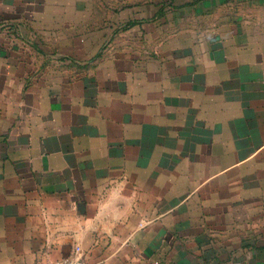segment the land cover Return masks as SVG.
Returning <instances> with one entry per match:
<instances>
[{
	"label": "crops",
	"instance_id": "crops-1",
	"mask_svg": "<svg viewBox=\"0 0 264 264\" xmlns=\"http://www.w3.org/2000/svg\"><path fill=\"white\" fill-rule=\"evenodd\" d=\"M110 5L0 0V264H264V0Z\"/></svg>",
	"mask_w": 264,
	"mask_h": 264
},
{
	"label": "rangeland",
	"instance_id": "rangeland-1",
	"mask_svg": "<svg viewBox=\"0 0 264 264\" xmlns=\"http://www.w3.org/2000/svg\"><path fill=\"white\" fill-rule=\"evenodd\" d=\"M98 1L99 0H86V15H100L102 13L104 14V16H108L111 14L112 7L110 5V0H102L101 4H98ZM124 10L125 9H122L121 12H123ZM86 24L87 25L85 27V31H81V45L83 44L85 46L84 49L81 48V50L84 51L80 53H72L71 56L73 60L87 62L88 66L86 68V72L93 76V73L95 72V63L101 62L100 59L104 57V55L109 56L108 52L110 50V47L111 45L115 44L116 39L110 38L104 33L100 35V33L96 32L95 26L98 24V21L94 22V18L89 20ZM103 25L111 27V21H105L103 22ZM118 40H120L124 44L127 42L126 38Z\"/></svg>",
	"mask_w": 264,
	"mask_h": 264
},
{
	"label": "built area",
	"instance_id": "built-area-1",
	"mask_svg": "<svg viewBox=\"0 0 264 264\" xmlns=\"http://www.w3.org/2000/svg\"><path fill=\"white\" fill-rule=\"evenodd\" d=\"M50 264H86L81 256H71L53 261Z\"/></svg>",
	"mask_w": 264,
	"mask_h": 264
}]
</instances>
